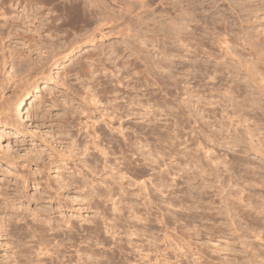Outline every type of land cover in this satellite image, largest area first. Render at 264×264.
Instances as JSON below:
<instances>
[{
	"label": "rangeland",
	"instance_id": "1",
	"mask_svg": "<svg viewBox=\"0 0 264 264\" xmlns=\"http://www.w3.org/2000/svg\"><path fill=\"white\" fill-rule=\"evenodd\" d=\"M106 1L115 2L107 6L118 10V19L103 20L104 24L96 21L85 28H59L53 38L50 36L58 43L53 58L51 54L45 58L47 50H42L41 44L33 45L38 38L50 42L48 31L42 36L32 32L34 22L24 16L22 7L0 6V264H122L120 253L112 256L113 243L97 244L96 239L103 237L90 231V220L98 219L101 211L108 216V223L117 222L113 228L121 235L125 251L129 249L131 262L137 264H161L165 256L169 264H264V0ZM177 31L181 33L175 35ZM124 40L145 47L141 54L148 52L149 65L133 61L134 55L125 48ZM97 50L103 52L106 67L90 66L92 73L80 69L83 56L84 62L90 61L88 52ZM158 60L161 65L155 63ZM148 67L160 83H153L156 79L147 75ZM105 74L114 84L123 81L126 90L113 91L108 94L111 97L99 103V94L105 97V85L96 81ZM146 75L153 78L148 93L140 84ZM195 75L200 81H194ZM134 86L138 91L133 90ZM95 92L96 100L92 99ZM136 93L141 98L154 96L137 104L136 113L113 119V127L106 125L114 110L113 99L118 97L117 101L125 103L130 94ZM140 97L135 95L136 99ZM141 111L157 119L153 117L150 123ZM121 123L122 129L118 128ZM87 124L97 128L96 135ZM113 134L122 143L129 135L136 142L133 152L136 148L145 151L147 157H153L149 159L159 158L160 165L152 162L154 167L146 165L145 169L146 158L139 157L138 165L133 162L131 150L124 159ZM167 135L171 136L170 142ZM172 137L178 141L172 143ZM93 141L103 144L100 147L107 153L94 148ZM113 144H117L114 151ZM86 146L88 152H84ZM166 153L172 158H165ZM165 161H171L167 168ZM160 168L170 169L169 174L164 172L167 177ZM161 174L165 181L168 179L164 185L157 183ZM93 198L98 203L101 199L99 209ZM113 203L124 206L122 211L112 209L116 206ZM71 223L85 224L88 231H69ZM52 226L55 231L49 230ZM134 230L138 233L130 235ZM110 232L104 235L110 237ZM168 240H174L173 246ZM41 243L53 248L50 253L40 247ZM79 245L87 246L82 261L75 256Z\"/></svg>",
	"mask_w": 264,
	"mask_h": 264
},
{
	"label": "bare ground",
	"instance_id": "2",
	"mask_svg": "<svg viewBox=\"0 0 264 264\" xmlns=\"http://www.w3.org/2000/svg\"><path fill=\"white\" fill-rule=\"evenodd\" d=\"M104 1L105 0H103V1H101V0H98V2L95 0L94 2H93V0H0V6H3L2 8H4L5 7V5H7V4H10V5H18V6H20V7H22V10L23 11H25L24 13V16L26 15V16H28V18L29 17H31V20L34 22V28L33 29H35L34 31H32V32H36V33H38L39 34V36H42L43 34H42V32L43 31H48V33H47V35H49V39H47L48 41L50 40V36H51V38H53V35L55 34V32L56 31H58V29L59 28H63V27H66V26H72V27H81V28H85L86 26H89L90 24L92 25V23L93 22H96V21H103V20H106V21H111V20H114V21H116L117 19H118V13H116V12H118V10L117 11H115L111 6V3L112 2H114V1H112L111 3H109L108 1H106L105 3H104ZM110 4L111 6H107V4ZM115 3V2H114ZM117 4H118V2H117ZM116 4V5H117ZM8 6V5H7ZM115 6V5H114ZM126 6V5H125ZM1 8V9H2ZM5 8H7V7H5ZM9 8H11V7H9ZM130 8V7H129ZM128 8V9H129ZM132 8V7H131ZM20 9V8H19ZM46 9L48 10L47 12H45L46 11ZM117 9V8H116ZM120 9H122V8H120ZM3 10V9H2ZM18 10V9H17ZM113 10V11H112ZM1 11V10H0ZM4 11H6V10H4ZM2 12L3 14H5L7 11H9V10H7L6 12ZM11 11V10H10ZM115 11V12H114ZM20 12H22V11H20ZM133 12V11H132ZM131 12V13H132ZM13 13V12H12ZM125 13H126V11H125ZM3 14H1V15H3ZM14 14V13H13ZM23 14V13H22ZM22 14H21V16H20V18H23L22 17ZM129 14V13H128ZM128 14H126V15H128ZM133 14V13H132ZM7 15V14H6ZM17 15V14H16ZM125 15V16H126ZM134 15V14H133ZM138 15V14H137ZM137 15H135V17L137 16ZM5 16V15H4ZM9 16V15H8ZM18 16V15H17ZM17 16H15V18L17 17ZM18 16V17H19ZM25 16V17H26ZM121 16V15H120ZM12 17V16H11ZM127 17H129V16H127ZM10 18V17H9ZM131 18V17H130ZM13 19V18H12ZM18 19V18H17ZM16 19V20H17ZM26 19V18H25ZM121 19V18H120ZM127 19V18H126ZM44 20H46L45 22H44ZM130 20V19H129ZM21 21H23V20H21ZM121 21V20H120ZM7 22V19H5V23ZM9 22H10V20H9ZM24 22V21H23ZM128 22V21H127ZM103 24H104V21L102 22ZM102 23H100V24H102ZM131 23V22H130ZM10 24V23H9ZM97 24H99V23H97ZM103 24H102V27H103ZM106 24V23H105ZM8 25V24H7ZM46 25V27L44 28V26ZM120 25V24H119ZM128 26V25H127ZM130 26V25H129ZM9 27V26H8ZM90 27V26H89ZM97 27V26H96ZM99 27H100V25H99ZM98 27V28H99ZM102 27H101V29H102ZM131 27V26H130ZM141 27V26H140ZM4 28V27H3ZM7 28V27H6ZM121 28H123V27H121ZM129 28V27H128ZM182 28H184V27H182ZM8 29V28H7ZM104 29V28H103ZM117 29H118V27H117ZM124 29V28H123ZM132 29H135V28H132ZM140 29V28H139ZM1 30V29H0ZM128 30V29H127ZM180 30V29H179ZM114 31V30H113ZM124 31V30H123ZM130 31V30H129ZM135 31V30H134ZM137 31V30H136ZM176 31V30H175ZM182 31V30H181ZM11 32V31H10ZM22 32H23V30H22ZM142 32V31H141ZM21 33V32H20ZM35 33V34H36ZM45 33V32H44ZM129 33V32H128ZM131 33H133V30H132V32ZM175 33V32H174ZM180 34L178 31L175 33V35L176 34ZM5 34V33H4ZM26 34V33H25ZM37 34V35H38ZM104 34V33H103ZM130 34V33H129ZM138 34H140V33H138ZM23 35V34H22ZM168 35V34H167ZM182 35V34H181ZM24 36V35H23ZM22 36V37H23ZM27 36V35H26ZM127 36V35H126ZM36 37V36H35ZM123 37V36H122ZM129 37V36H128ZM169 37V36H168ZM171 37V36H170ZM180 38L179 39H181V41H182V37L181 36H179ZM28 38V37H27ZM32 38V37H31ZM43 38V37H42ZM131 38V37H130ZM139 38V37H138ZM30 39V38H29ZM34 38H32V40H33ZM176 39V38H175ZM31 40V41H32ZM37 39H34V41H36ZM43 40V39H42ZM41 39H39L38 38V43H35V44H33V45H37L38 46V44H41L43 47H42V50H43V48H45L47 51H46V56H45V58H47V57H49L50 56V54L52 55V58L53 57H55V55H56V53H55V50H56V48H57V44H56V42L53 40V39H51L50 40V42H45V43H43L44 41H42ZM134 40V39H133ZM225 40V39H224ZM30 41V42H31ZM46 41V40H45ZM143 41V40H142ZM226 41V40H225ZM33 42V41H32ZM135 41H125L124 40V43H126V45H125V48L127 49V50H129L130 52H131V55H134L133 56V61L134 60H139V61H142V62H145V64H148V58H149V54H148V52H146V54L148 55H142L143 54V51H146L145 49V47L143 48V47H141V46H137L136 45V43H134ZM68 43V42H67ZM69 43H70V41H69ZM73 43V42H72ZM72 43L71 44H69V47H70V45H72ZM75 43V42H74ZM73 43V45H75ZM76 43H78V41L76 42ZM120 43V42H119ZM220 43V42H219ZM224 43H227V42H224ZM29 44V43H28ZM64 44V43H63ZM221 44V43H220ZM40 45V46H41ZM60 45V44H59ZM114 45V44H113ZM112 45V46H113ZM97 46V45H96ZM111 46V47H112ZM116 46V45H115ZM39 47V46H38ZM227 47H228V45H227ZM226 47V49H228V50H230V48H227ZM122 48V47H121ZM40 49H41V47H40ZM68 49V48H67ZM96 49V48H95ZM94 49V50H95ZM98 49V48H97ZM149 49V48H148ZM175 49V48H174ZM173 49V50H174ZM224 49V48H223ZM42 50H41V52H42ZM102 50V49H101ZM101 50H97V51H89L88 53L89 54H87V57H89V59H91L90 61H88V59L86 60V62H84L83 60H84V56H83V60H81V62H80V69H82V70H87V71H89V72H91V70H94V69H92V68H94V67H106V63L104 62V60L102 59L103 57H102V55H101V53H103ZM117 50L118 51H120L119 50V48L117 47H115V50L114 51H116L117 52ZM177 50V49H176ZM18 51V50H17ZM227 51V50H226ZM2 52V51H1ZM47 52H48V54H47ZM57 52V51H56ZM115 52V53H116ZM121 52H123V51H121ZM224 52V51H223ZM16 53V52H15ZM14 53V54H15ZM18 53V52H17ZM43 53V52H42ZM41 53V54H42ZM114 53V52H113ZM142 53V54H141ZM145 53V52H144ZM164 53V52H163ZM226 53V52H225ZM229 53H230V51H229ZM231 53H232V51H231ZM40 54V53H39ZM227 54V53H226ZM30 55V54H29ZM28 55V57H30ZM45 55V54H44ZM117 55H119V52H117ZM196 56H198V54H195ZM19 56V55H18ZM38 56V55H37ZM82 56V55H81ZM51 57V56H50ZM102 57V58H101ZM117 57V56H116ZM119 57V56H118ZM15 58V57H14ZM86 58V57H85ZM21 59V58H20ZM29 59V58H28ZM30 59H31V57H30ZM77 59V58H76ZM80 59H82L81 57H80ZM149 59H151V57L149 58ZM16 60H17V58H16ZM77 60H79V59H77ZM21 61H26V60H24V57L21 59ZM29 61V60H28ZM33 61V60H32ZM84 63H83V62ZM106 61V60H105ZM130 61H132V60H130ZM151 61V60H150ZM196 61V60H195ZM38 62V61H37ZM41 62V61H40ZM42 62H43V60H42ZM79 62V61H78ZM78 62H76V63H78ZM137 62V61H136ZM28 63V62H27ZM141 63V62H140ZM152 63V62H151ZM155 63H157L158 65H161V61L160 60H158V61H155ZM196 63V62H195ZM23 64V63H22ZM25 64V63H24ZM43 64V63H42ZM197 64V63H196ZM44 65V64H43ZM46 65V64H45ZM132 65H134L133 64V62H132ZM149 65V64H148ZM153 65V64H152ZM156 65V64H155ZM234 65V64H233ZM90 66H92V68H90ZM75 67V66H74ZM227 67V66H226ZM41 68H42V66H41ZM151 68V67H150ZM149 67H148V71H147V75L149 74V75H151L154 79H156L155 80V82L152 80V79H150L151 78V76H149L150 78H148V76H147V78L144 80V81H142L140 84L141 85H144L145 87H146V89L145 90H148L147 91V93L149 92V84L153 81V83H156L157 84V82H159L160 83V81H159V79L156 77V75L154 74L155 73V71L153 72L151 69H150ZM156 67H154V69H155ZM229 68V67H228ZM72 69V68H71ZM98 69V68H97ZM142 70V69H141ZM19 71H20V69H19ZM67 71V70H66ZM77 71H80V70H77ZM76 71V72H77ZM232 71V70H231ZM84 72V71H83ZM144 72V71H143ZM78 73V72H77ZM81 73H82V71H81ZM86 73V72H85ZM92 73V72H91ZM145 73V72H144ZM197 73V72H196ZM87 74H88V72H87ZM195 74V73H194ZM90 75H93V74H90ZM101 75V74H100ZM105 75H107V74H105ZM117 75V74H116ZM160 75V74H159ZM104 76V75H103ZM141 76V75H140ZM145 77V76H144ZM197 77V75H195V77H193L194 78V81H196V79L198 78H196ZM90 78V77H89ZM92 78V77H91ZM98 78V77H97ZM125 78V77H124ZM164 78V77H163ZM192 78V79H193ZM200 78V77H199ZM113 79V78H112ZM121 79V78H120ZM97 80V79H96ZM121 80H123V79H121ZM139 80V79H138ZM161 81L163 82V83H167V79H165V80H163L162 78H161ZM198 81H200V79L199 80H197L196 82H198ZM96 82H98L97 84H99V85H105L104 86V88H102V89H104V90H102V91H104V93H105V97L103 96V95H100L99 94V99H98V101L97 102H99V100L101 101V99H104V98H106V96L109 98V96L111 95V92H113V91H125L126 89H125V83L123 82V81H118L119 82V84L121 83V82H123V87H120V85L119 84H114L113 83V81L111 80V77L109 78V76L107 75V76H104V78H102V79H99V80H97ZM126 82V81H125ZM130 82V81H129ZM93 83V82H92ZM113 83V84H112ZM158 83V84H159ZM201 83V82H200ZM209 83V82H208ZM95 84V83H94ZM152 84V83H151ZM169 84V83H168ZM177 84V83H176ZM155 85V84H154ZM160 85H162V84H160ZM173 85V84H172ZM129 86V84L127 85V87ZM151 86V85H150ZM169 86V85H168ZM101 87V86H100ZM153 87V86H152ZM119 88V89H118ZM154 88V87H153ZM83 89V88H82ZM134 89H138V87L137 86H134L133 87V90ZM128 90V89H127ZM187 90V89H186ZM230 90V89H229ZM138 91V90H137ZM142 91V90H141ZM140 91V92H141ZM154 91V90H153ZM194 91V93H195V90H193ZM97 92V91H96ZM95 92V93H96ZM99 92H101L100 90H99ZM99 92H97V93H99ZM129 92H130V90H129ZM132 92V91H131ZM145 92V91H144ZM192 92V91H191ZM190 92V93H191ZM30 93H31V91L30 92H28V94L29 95H27V97H29L30 96ZM95 93H94V98L92 97V99H94V100H96L97 98V93H96V95H95ZM102 93V92H101ZM110 93V95H108ZM116 93V92H115ZM122 93H124V92H122ZM121 93V94H122ZM137 93H139V92H137ZM137 93L136 94H134V95H132V94H130L131 96H133L132 98H131V96H128V97H130L129 99L127 98V101L125 102V103H122L123 101H121V102H119L120 100L118 99V97H116V98H114V96H113V100L114 101H112V102H115V106L114 105H112L113 106V108H114V110H113V108L111 109V110H113V111H111L112 113H109V114H111L110 115V117L111 118H109V120H108V122H107V124L106 125H112V122L114 121L113 119H118V118H120L121 119V116L122 115H124L125 113H127V115L129 114V116L131 115V114H134V113H136V112H134L133 113V111L135 110V109H137V107H136V105L138 104V105H140L141 103H146V102H144V101H146V100H148L149 98H147V96H146V94L144 95V96H146L145 98L144 97H140V95L139 94H143V91L141 92V93H139L138 95H137ZM153 93V92H152ZM198 93H200V92H198ZM88 94V93H87ZM113 94V93H112ZM119 94V93H118ZM117 94V95H118ZM120 94V95H121ZM196 94V93H195ZM123 95V94H122ZM135 95L137 96V97H140V98H135ZM148 95V94H147ZM83 96V95H82ZM116 96V95H115ZM142 96V95H141ZM150 96H151V94H150ZM154 96V95H153ZM153 96L149 99V100H152L153 99ZM111 97V96H110ZM149 97V96H148ZM180 97V96H179ZM31 98V97H30ZM85 98V97H84ZM96 98V99H95ZM122 98H123V96H122ZM187 98V97H186ZM86 99V98H85ZM89 99V98H88ZM124 99V98H123ZM199 99L202 101V99L199 97ZM199 99L197 100V101H199ZM25 100H26V97L25 98H23V102L22 103H24L25 102ZM109 100V99H108ZM117 100H119V101H117ZM103 101V100H102ZM154 101V100H153ZM211 101V100H210ZM209 101V102H210ZM96 101H94V103H95ZM97 102H96V104H97ZM149 102V101H148ZM203 102V101H202ZM93 103V104H94ZM100 103V102H99ZM134 104H135V106H134ZM205 104V103H204ZM137 105V106H138ZM142 105V104H141ZM192 105V104H191ZM111 106V107H112ZM145 106V105H144ZM205 106V105H204ZM209 106V105H208ZM140 107V106H139ZM142 107V106H141ZM140 107V108H141ZM206 107V106H205ZM150 108V107H149ZM189 108H190V105H189ZM151 109V108H150ZM216 109V108H215ZM92 110V109H91ZM109 110V109H108ZM190 110V109H189ZM208 110H212V111H215V110H213V109H208ZM84 111V110H83ZM152 111V110H151ZM81 112V111H80ZM89 112V111H88ZM142 113V116H145L146 117V115H147V118H148V114H146V112L145 113H143V111H141ZM153 112H155V113H153ZM152 113L153 114H157L156 113V111H153ZM197 112V111H196ZM85 113V112H84ZM91 113V112H90ZM117 113V114H116ZM138 113V112H137ZM140 113V112H139ZM138 113V115H140L141 116V114H139ZM148 113V112H147ZM80 114V113H79ZM92 114V113H91ZM109 114L108 115H106L107 117L109 116ZM150 114V113H149ZM203 114V113H202ZM208 114V113H207ZM216 114V113H215ZM137 115V116H138ZM150 115H152V114H150ZM104 116H105V114H104ZM119 116V117H118ZM102 117H103V115H102ZM125 117H127V116H125ZM153 117H154V120L155 119H157V116H151V117H149L148 118V120L147 119H145V120H147V121H152L153 120ZM104 118V117H103ZM111 119V120H110ZM102 120H104V119H102ZM199 120V119H198ZM202 120V119H201ZM98 121V120H97ZM117 121V120H116ZM133 121V120H132ZM154 122V121H153ZM152 122V123H153ZM157 122H159V119H158V121H156V124H157ZM200 122V121H199ZM86 123H88V122H86ZM89 123H91V122H89ZM92 123H94V125H95V122H92ZM122 123H124V122H122ZM122 123L120 124V127L118 126V128H121L122 127ZM151 123V122H150ZM150 123H147V125H145V127L146 126H148V124H150ZM100 124H101V122H100ZM113 124H116L115 122L113 123ZM146 124V123H145ZM84 125H86L85 124V122H84ZM87 125H90V124H87ZM93 124L92 125H90V127L92 126V128H93V132H94V134H95V132H96V129L97 128H94L95 126H94ZM132 125V124H131ZM136 125H138V124H136ZM143 125V124H142ZM152 125V124H151ZM151 125H149V126H151ZM153 126V125H152ZM152 126H151V128H152ZM154 126H156L155 124H154ZM158 126V125H157ZM89 127V126H88ZM100 127V126H99ZM103 127V126H102ZM111 127H113V125L111 126ZM116 127V126H115ZM130 127V126H129ZM138 128H139V126H137ZM159 127V126H158ZM86 128H87V126H86ZM105 128V127H104ZM109 128V127H108ZM117 128V129H118ZM143 128H144V126H143ZM147 128V127H146ZM150 127H149V129H151ZM84 129H85V127H84ZM87 129H89V128H87ZM106 129V128H105ZM110 129V128H109ZM116 129V128H115ZM116 129V131H118L119 132V130H117ZM122 129V128H121ZM130 129V128H129ZM128 129V130H129ZM132 129V128H131ZM142 129V128H141ZM159 129V128H158ZM112 130V129H111ZM110 130V131H111ZM123 130H124V128H123ZM153 130V129H152ZM91 131H92V129H91ZM90 131V133H92L93 134V132H91ZM106 131V130H105ZM148 131V130H147ZM151 130H149L147 133H149ZM89 132V131H88ZM99 132V131H98ZM111 132H113V130L111 131ZM123 132H125V131H123ZM152 132V131H151ZM150 132V133H151ZM155 132V131H154ZM153 132V133H154ZM157 132V131H156ZM156 132H155V134H156ZM160 131H158V133H159ZM102 133H103V135H105V133L102 131ZM116 133V132H115ZM121 133V132H120ZM119 133V134H120ZM130 133V132H129ZM161 133V132H160ZM159 133V134H160ZM170 133V132H169ZM177 133V132H176ZM88 134V133H87ZM98 134V133H97ZM117 134V133H116ZM123 133H121V135H122ZM125 134V133H124ZM127 134V133H126ZM96 135V134H95ZM94 135V136H95ZM107 135H109V134H107ZM111 135V134H110ZM157 135V134H156ZM161 136L162 135H164V134H160ZM113 136H115V139H116V135H112V137ZM126 136V135H125ZM124 136V137H125ZM131 136V135H130ZM161 136H159L161 139H162V137ZM167 136H169V135H167ZM176 136V135H175ZM177 136H178V134H177ZM176 136V137H177ZM181 136V135H180ZM93 137V136H92ZM100 137V136H99ZM98 137V138H99ZM171 136H169V138H170ZM173 137H174V135H173ZM172 137V138H173ZM94 138H97L96 136L94 137ZM114 138V137H113ZM123 138V137H122ZM159 138V139H160ZM165 138H167V139H169L168 137H166L165 136ZM164 138V139H165ZM178 139H179V137H177ZM112 139V138H111ZM121 138L119 137V139H116L117 141H119L120 143V145H118V147H120V148H117L118 150L119 149H121L122 151H123V154H124V156H123V158L124 159H126V156H127V154H131L132 153V155H133V157H132V155L130 156L129 155V159H128V162H129V160H130V164L132 163L131 161H132V159H133V162H136L137 160H138V162H139V160L141 159H139V157H142V159L143 158H146L145 159V161H147V160H149V162H150V160H151V163H146L145 161H144V168L146 167V165H149V166H151V167H154L153 165H154V163H152V162H157V163H159V165H160V163L161 162H159V158L158 159H149V156L147 157V155L146 154H144V152L145 151H143V152H141V151H138V149L136 148V150L138 151V152H140V153H137V151H135V152H133L132 150H131V148L133 149V148H135V147H133L134 145L133 144H136V142H134L133 140H132V138H130L129 137V135L128 136H126V138H123V139H125L124 140V142L122 143V140H120ZM178 139H176L175 138V140L176 141H178ZM115 140V141H116ZM166 140V139H165ZM170 140H171V138L169 139V142H170ZM174 140V138L172 139V143L173 142H175V140ZM161 141V140H160ZM180 141V140H179ZM182 141V140H181ZM186 141V140H185ZM194 141V140H193ZM86 142V141H85ZM92 142V141H91ZM189 142V141H188ZM196 142V141H195ZM113 143H114V140H113ZM118 143V142H117ZM166 143H168V142H166ZM196 143H198V142H196ZM86 144V143H85ZM100 144V143H99ZM98 144V142H94L93 141V147L94 148H98L99 149V151H101L102 153H104V154H106L107 152H106V150H103V148L102 147H100V146H102V145H99ZM149 144V143H148ZM179 145H180V143H178ZM183 144V143H182ZM192 144H194V143H192ZM199 144H200V142H199ZM91 145V144H90ZM117 145V144H116ZM114 146V144H113V146L115 147L114 149H113V151L116 149V147L117 146ZM169 145V144H168ZM176 145V143H174V145H172V148H174V146ZM195 145V144H194ZM198 145V144H197ZM196 145V146H197ZM89 146V145H88ZM170 146H171V144H170ZM178 146V145H177ZM190 146V145H189ZM199 146V145H198ZM104 147V146H103ZM87 148H89V147H84V149H86L85 151H84V149H83V151L84 152H88V149ZM102 148V149H101ZM171 148V149H172ZM196 149V148H195ZM121 150H119V151H121ZM132 151L131 153L129 152L128 153V151ZM197 150V149H196ZM94 151V150H93ZM122 151H121V154H122ZM172 151V150H171ZM171 151H170V153H171ZM91 152V151H90ZM117 152V151H116ZM126 152H127V154H126ZM173 152V151H172ZM189 152V151H188ZM101 153V154H102ZM118 153V152H117ZM133 153H136L137 155H134ZM170 153H166L167 154V156L165 157V158H168V159H170V158H172L171 157V155H170ZM86 154H88V153H86ZM122 154V155H123ZM148 154H150V153H148ZM159 154V153H158ZM172 154V153H171ZM191 154V153H190ZM88 155H90V154H88ZM151 155H153V154H151ZM186 157H189L190 155L188 154V153H186V154H184ZM184 155H182V156H184ZM144 156V157H143ZM146 156V157H145ZM154 156V155H153ZM161 155H159V157H160ZM180 156V155H179ZM104 157L106 158V156L104 155ZM131 157H132V159H131ZM151 158H153L152 156H150ZM156 157H158V156H156ZM174 157V156H173ZM199 157V156H198ZM127 158H128V156H127ZM165 158H163V159H165ZM180 159H178V158H176L175 157V159H178V160H182L181 158L182 157H179ZM108 159V158H107ZM175 159H173V160H175ZM160 160H161V157H160ZM165 160H167V159H165ZM172 160V161H173ZM184 160V159H183ZM196 160H198V158L196 159ZM195 160V161H196ZM97 161V160H96ZM95 161V162H96ZM125 161V160H124ZM127 161V160H126ZM143 161V160H142ZM189 161V160H188ZM191 161H193V160H191ZM202 161V160H201ZM169 162H171V161H169ZM168 162V163H169ZM184 162V161H183ZM212 162V161H211ZM137 163V162H136ZM136 163H135V165H136ZM142 163V162H141ZM164 164V167H169L168 166V163L165 161V162H163ZM186 163V162H185ZM138 164V163H137ZM170 164V163H169ZM194 164V163H193ZM139 165V164H138ZM177 165V164H176ZM183 165V164H182ZM128 166V165H127ZM148 166V167H149ZM158 166V165H157ZM180 166V165H179ZM136 167V166H135ZM151 167H149V168H151ZM195 167V166H194ZM94 168H95V166H94ZM110 168V167H109ZM126 169H127V167H125ZM134 168V167H133ZM143 168V167H142ZM143 168V170H145ZM148 168V169H149ZM162 168H163V166H162ZM205 168V167H204ZM117 169V168H116ZM151 169H153V168H151ZM161 169V168H160ZM139 171V170H137V171H139V172H144V171ZM162 170V169H161ZM168 170H170V169H163L162 170V172L164 173L165 171H167L168 172ZM214 170V169H213ZM92 171V170H91ZM93 171H94V169H93ZM120 171V170H119ZM118 171V172H119ZM128 171H130V170H128ZM189 171V170H188ZM200 171H202V168H201V170ZM113 172H114V170H113ZM156 172V171H155ZM159 172V171H158ZM199 172V171H198ZM117 173V172H116ZM116 173H114L115 174V176H116ZM162 173V174H163ZM166 173V172H165ZM165 173L163 174V175H165ZM211 173H214V172H211ZM112 174V173H111ZM118 174V173H117ZM120 174V173H119ZM135 174V173H134ZM140 174H142V173H140ZM140 174H138V176H141ZM146 174V173H145ZM147 174H148V172H147ZM152 174H153V172H152ZM162 174L160 175L161 176V179L160 178H158V177H160V176H158V177H156V178H158V180H159V182L157 181V183L158 184H165L166 182H167V180L168 179H166V181H165V179H164V177L162 176ZM167 174H169V172L167 173ZM166 174V175H167ZM195 174H196V172H195ZM123 175V174H122ZM122 175H121V178L123 179L124 178V175H123V177H122ZM136 175V174H135ZM165 175V177H167ZM198 175V174H197ZM264 175V174H263ZM112 176V175H111ZM143 176V175H142ZM147 176V175H146ZM202 176V175H201ZM200 176V177H201ZM117 178L119 177V176H116ZM145 177V176H144ZM163 177V178H162ZM170 177V176H169ZM190 177V176H189ZM194 177V176H193ZM261 178H262V175L260 176ZM112 178V177H111ZM115 178V177H114ZM113 178V179H114ZM120 177H119V179H121ZM204 178V177H203ZM258 178V177H257ZM263 178H264V176H263ZM105 179V178H104ZM116 179V178H115ZM114 179V180H115ZM119 179H117V180H119ZM147 179V178H146ZM149 179V178H148ZM147 179V180H148ZM201 179V178H200ZM206 179V178H205ZM114 180H112V183L114 182ZM143 180V179H142ZM146 180V181H147ZM149 180H151V179H149ZM176 180V179H175ZM178 180V179H177ZM181 180V179H180ZM202 180V179H201ZM116 181V180H115ZM120 181V180H119ZM123 181V180H122ZM140 181V180H139ZM153 181V180H152ZM149 182V181H148ZM98 183V182H97ZM115 183H117V182H115ZM120 183V182H119ZM130 183H132V182H130ZM140 183V182H139ZM134 184V183H133ZM146 183H144V185H145ZM150 184V183H149ZM154 184V183H153ZM158 184H157V186H158ZM118 185V184H117ZM147 185V184H146ZM162 185V186H163ZM119 186H120V184H119ZM121 186H124V185H121ZM143 186V185H142ZM155 186V185H154ZM141 187V186H140ZM146 187V186H145ZM165 187V186H164ZM121 189L123 188V187H120ZM149 188V187H148ZM154 188V187H153ZM166 188H168V186L166 187ZM147 189V188H146ZM150 189V188H149ZM152 189V188H151ZM141 190V189H140ZM155 190H157V189H155ZM162 191H164L163 189H161ZM153 191H154V189H153ZM158 191H159V188H158ZM166 191V190H165ZM168 191H169V188H168ZM112 192V191H111ZM160 192V191H159ZM100 193V192H99ZM127 193H128V191H127ZM157 193V192H156ZM162 193V192H161ZM105 194V193H104ZM103 194V195H104ZM152 194V193H151ZM164 194V193H163ZM97 196H98V193L96 194ZM96 195L94 194V196L93 197H95L96 198ZM107 195H108V193H107ZM159 195V194H158ZM101 196V193H100V195H99V197ZM112 196V194L110 195V191H109V197H110V199L112 198L111 197ZM124 196V195H123ZM154 196V195H153ZM152 196V197H153ZM120 197V196H119ZM122 197V196H121ZM120 197V198H121ZM125 197H127L126 195H125ZM151 197V196H150ZM242 197V196H241ZM263 197V196H262ZM95 198H93L94 199V202H95ZM98 198V197H97ZM96 198V199H97ZM113 199H115V198H113ZM122 199H123V197H122ZM255 199V198H254ZM98 200V199H97ZM101 200V199H100ZM100 200H99V203L97 202H95V206H96V204L98 205V204H100ZM106 200V199H105ZM112 200V199H111ZM119 200H121V199H119ZM124 200V199H123ZM107 201V200H106ZM117 201V200H116ZM151 201V200H150ZM174 201V200H173ZM172 201V202H173ZM91 202V201H90ZM102 202V201H101ZM119 202V201H118ZM122 202V201H121ZM125 203H126V201H125ZM116 204V206H112V209H114V210H117V211H122V209H123V207L121 206V207H119V205H117V203H113L112 205H115ZM145 204V203H144ZM147 204V203H146ZM93 205H94V203H93ZM132 205V204H131ZM130 205V206H131ZM157 205V204H156ZM101 206V205H100ZM103 206H106V205H103ZM133 207H134V205H132ZM132 206H131V213L133 212V210H132ZM148 206V205H147ZM96 208L97 209H99V205L98 206H96ZM108 208V207H107ZM100 209H102V208H100ZM129 209H130V207H129ZM136 209V208H135ZM104 210V209H103ZM96 211V210H95ZM98 211V210H97ZM128 211V210H127ZM126 211V212H127ZM136 211V210H135ZM98 212H100V211H98ZM129 212H130V210H129ZM125 213V212H124ZM130 213V214H131ZM101 214V215H100ZM121 214V213H120ZM119 214V215H120ZM123 214V213H122ZM99 215H100V217H98V219L97 218H94L93 217V219L92 220H90L91 221V223H93V224H90V228H91V230L90 231H92V229H93V231L92 232H94L95 234H96V237H103V239L102 238H97L96 240V242H97V244H100V243H102L103 245H105V246H108L107 245V243H113V246L111 245V248L113 249V255L112 256H114V257H117L118 255H116L117 253L119 254H121L123 257H122V259H124L123 260V262H121L122 264H137V263H135L134 261V263L133 262H131V259L129 258V255L128 254H130V253H128L129 251V249L128 250H126L125 251V246L126 245H123V243H121L122 241H123V239L121 238V235H119V234H117V230H115L113 227H116V225H117V222H111V223H108L107 221L109 220H106L107 219V217L105 216V214H104V211H101L100 213H99ZM135 215V214H134ZM118 216V215H117ZM116 216V217H117ZM127 216V215H126ZM125 216V217H126ZM97 217V216H96ZM119 217H121V216H119ZM118 217V218H119ZM35 218V217H34ZM118 218H116L117 220H118ZM131 218V217H130ZM68 219V218H67ZM121 219V218H120ZM126 219V218H125ZM124 219V220H125ZM128 219V218H127ZM137 219V218H136ZM68 220H70V219H68ZM67 220V221H68ZM113 220V219H112ZM115 220V219H114ZM89 221V222H90ZM116 221V220H115ZM131 221V220H130ZM162 221V220H161ZM50 223H51V221H49ZM126 222H129V221H126ZM136 222V221H135ZM162 222H164V224H166L165 222V220L164 221H162ZM114 223H116V224H114ZM122 223V222H121ZM120 223V224H121ZM131 223V222H130ZM52 224V223H51ZM118 224H119V222H118ZM119 224V225H120ZM140 224V223H139ZM85 225V224H84ZM83 224L82 225H79V226H77V225H75V224H73V223H71L70 224V226L68 227L69 228V231H75L76 232V234H80L81 233V231H85V230H87V228H86V226H84ZM118 225V226H119ZM123 225V224H122ZM121 225V226H122ZM128 225V224H127ZM47 226V225H46ZM58 226V225H57ZM120 226V227H121ZM129 226H130V224H129ZM132 226V225H131ZM130 226V227H131ZM140 226V225H139ZM165 226V225H164ZM42 227V226H41ZM103 228L105 229H107V231L105 232L104 231V233H107V232H110V229H112V233L110 232V237H108V236H106V235H104V233H103ZM128 228V227H127ZM136 228V227H135ZM163 228H165V227H163ZM45 229H46V227H45ZM125 229V228H124ZM134 229V228H133ZM143 229V228H142ZM145 229H146V227H145ZM46 230H48V227H47V229ZM49 230H51V231H55L56 230V228L54 227V226H52V227H50L49 228ZM45 231V230H44ZM88 231V230H87ZM115 231V232H114ZM137 230H134V231H131V233H129L130 235H132L134 232L135 233H138V231L136 232ZM163 231H164V229H163ZM59 232H60V230H59ZM74 232V233H75ZM50 233V232H49ZM52 234H54L53 232H52ZM60 234V233H59ZM129 235V236H130ZM72 236V235H71ZM128 236V237H129ZM74 237H75V235H74ZM127 237V238H128ZM168 236H166V237H164V240H165V238H167ZM70 238V237H69ZM168 239V238H167ZM170 239V238H169ZM125 240V239H124ZM128 240H130V239H128ZM163 240V241H164ZM83 241V240H82ZM84 241H86L85 239H84ZM168 241H171V240H168ZM174 240H172L171 241V245L173 246V244L174 243H172ZM74 242H76V241H74ZM166 242H167V240H166ZM130 243L132 244V241H130ZM129 242H128V244H130ZM50 244V243H49ZM75 244V243H74ZM109 244V245H110ZM127 244V245H128ZM55 245V244H54ZM76 245V244H75ZM78 245V244H77ZM81 245V244H80ZM79 245V248H77V250H76V253H78V254H76L75 256H77L78 255V257H80L79 259L81 260V259H83V250H85V246L86 245H84V246H80ZM92 245V244H91ZM170 245V246H171ZM44 246V247H43ZM167 246V245H166ZM171 246V247H172ZM40 247L43 249V248H45L47 251H49V253H50V249L52 250L53 248H51L50 247V249H49V247H48V244L47 245H45V243H41L40 244ZM54 247V246H53ZM87 247V246H86ZM128 247V246H127ZM180 248V247H179ZM40 249V248H39ZM44 249V250H45ZM168 248H166V250H167ZM55 250V249H54ZM166 250H164L165 252H166ZM175 250V249H174ZM46 251V252H47ZM128 251V252H127ZM130 251H132L133 252V250H130ZM164 252V253H165ZM163 253V254H164ZM132 254V253H131ZM166 254V253H165ZM165 254L163 255V256H165ZM52 255V254H51ZM120 255V256H121ZM133 255V254H132ZM131 255V256H132ZM136 255V254H135ZM134 257V256H133ZM71 258V257H70ZM73 258V257H72ZM71 258V259H72ZM163 258V257H162ZM165 259L163 260V259H161V262H160V260H159V263H161V264H169L168 263V261L169 260H167V259H169V258H167L166 256L164 257ZM164 262H163V261ZM181 260V259H180ZM79 261V260H78ZM82 261V260H81ZM139 264H141V263H139Z\"/></svg>",
	"mask_w": 264,
	"mask_h": 264
}]
</instances>
